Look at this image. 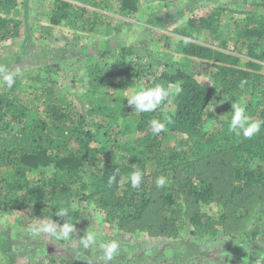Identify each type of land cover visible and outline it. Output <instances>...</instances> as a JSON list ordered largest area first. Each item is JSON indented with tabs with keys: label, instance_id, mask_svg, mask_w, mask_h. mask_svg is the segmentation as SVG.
Listing matches in <instances>:
<instances>
[{
	"label": "trees",
	"instance_id": "16d2710c",
	"mask_svg": "<svg viewBox=\"0 0 264 264\" xmlns=\"http://www.w3.org/2000/svg\"><path fill=\"white\" fill-rule=\"evenodd\" d=\"M49 1L50 27L92 31L103 24L101 10H109L115 0ZM119 1L123 15L140 10V0ZM24 2L0 0V44L21 37L22 20L12 14ZM230 11L233 24L216 43L202 36L219 33L226 9L192 14L176 28L178 52L197 66L166 62L161 70L133 72L128 57L139 55L133 46L121 47L112 59L103 51L85 111L61 92L56 63L0 86V170L11 169L0 173V217L15 213L19 224L47 220L57 228L68 222L76 230L93 203L111 227L124 232L171 238L189 233L198 241L220 234L262 236L264 13ZM211 71L213 84H207L202 77ZM119 78L138 88L178 84L182 91L155 111L138 113L126 95L108 91ZM26 81H32L31 92L24 90ZM258 94V107L248 109ZM234 102L245 105L250 121L261 122L251 138L229 131ZM152 119L165 122L166 130L153 133ZM136 170L142 179L133 187L130 177ZM160 176L167 181L163 187L156 184ZM62 208L67 216L57 215ZM25 264L82 262L45 255Z\"/></svg>",
	"mask_w": 264,
	"mask_h": 264
},
{
	"label": "rangeland",
	"instance_id": "374dc122",
	"mask_svg": "<svg viewBox=\"0 0 264 264\" xmlns=\"http://www.w3.org/2000/svg\"><path fill=\"white\" fill-rule=\"evenodd\" d=\"M49 2L25 0L13 11L12 15L22 20V34L18 39L0 44V86L4 87L8 78L33 75V68L37 73L40 67L56 63L61 67L56 75L61 92L81 105L83 111L88 107L86 96L92 88L91 75L96 64L101 63L103 51L112 59L119 56L121 47L133 46L139 54L128 57L133 72L161 70L166 62L193 66L196 63H188L178 52L181 43L175 34L176 28L192 14H206L213 8L229 11L225 13L219 33H203L205 42L216 43L233 24L230 10L240 8L245 10L243 13H264V0H140L139 12L123 15L118 10L120 1L115 0L109 10H101L105 14L103 24L92 31H80L67 24L50 27ZM90 4L92 11L94 6ZM213 76L211 71L202 79L213 84ZM31 83L26 81L24 90L31 92L34 88ZM137 89L125 78H119L108 91L130 96ZM219 102L213 100V106ZM259 102L260 94L252 99L248 109H255ZM247 114L250 112L246 111ZM149 170H153L152 167ZM10 171V168H2L0 173ZM20 218L15 213L0 217V264H25L45 255L73 257L82 264H258L257 258H264V234L256 239L220 234L216 239L199 241L189 233L176 238L151 237L146 231L124 232L111 227L93 203L85 207L83 221L67 240L45 232L43 226L52 224L47 220L23 225L17 223ZM88 233L94 234V240L85 248L81 240ZM111 242H116L117 250L109 259L105 246Z\"/></svg>",
	"mask_w": 264,
	"mask_h": 264
},
{
	"label": "clouds",
	"instance_id": "9594fccd",
	"mask_svg": "<svg viewBox=\"0 0 264 264\" xmlns=\"http://www.w3.org/2000/svg\"><path fill=\"white\" fill-rule=\"evenodd\" d=\"M189 41L185 38L184 43L187 44ZM8 82L11 83V79L8 78ZM244 82H241V87H243ZM182 91V88L177 85H170L164 87L163 85H156L155 87L144 88L140 87L135 90L128 98V103L134 105L136 112L138 113H151L155 111L158 106L161 105L165 100H170L172 97L179 95ZM150 126L153 133H160L166 130L165 122H162L157 119L150 120ZM261 128V122L259 121H250L249 117L246 115V109L242 102H234L232 106V116L229 123V131L236 133V135H242L245 138H251L254 134L258 133ZM115 177L109 178V183ZM131 184L133 187H137L141 183L142 172L139 170L134 171L131 174ZM167 183L165 177L160 176L156 180L157 187H163ZM68 214L67 209H60L57 215H66ZM43 230L47 233L54 235L57 239L67 240L70 237V234L74 231L73 223H64L62 226L57 229V226L52 224H45ZM34 231H39V229H34ZM94 240V234L88 233L84 239L81 240V243L85 248L89 246ZM107 258H111L112 255L117 250L116 242H111L105 246ZM258 264H264V258H257Z\"/></svg>",
	"mask_w": 264,
	"mask_h": 264
}]
</instances>
